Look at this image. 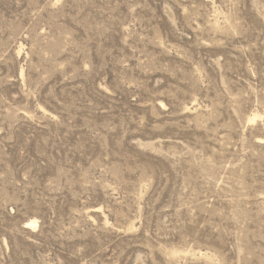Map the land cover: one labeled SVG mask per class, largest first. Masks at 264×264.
I'll list each match as a JSON object with an SVG mask.
<instances>
[{
	"label": "rangeland",
	"instance_id": "1",
	"mask_svg": "<svg viewBox=\"0 0 264 264\" xmlns=\"http://www.w3.org/2000/svg\"><path fill=\"white\" fill-rule=\"evenodd\" d=\"M0 264H264V0H0Z\"/></svg>",
	"mask_w": 264,
	"mask_h": 264
},
{
	"label": "bare ground",
	"instance_id": "2",
	"mask_svg": "<svg viewBox=\"0 0 264 264\" xmlns=\"http://www.w3.org/2000/svg\"><path fill=\"white\" fill-rule=\"evenodd\" d=\"M30 223H31L32 225H35V224H36V221L32 220V221H30Z\"/></svg>",
	"mask_w": 264,
	"mask_h": 264
}]
</instances>
